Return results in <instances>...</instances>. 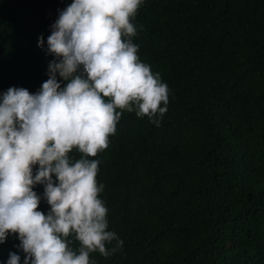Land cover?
Wrapping results in <instances>:
<instances>
[{"label":"trees","instance_id":"trees-1","mask_svg":"<svg viewBox=\"0 0 264 264\" xmlns=\"http://www.w3.org/2000/svg\"><path fill=\"white\" fill-rule=\"evenodd\" d=\"M61 5L0 0V19L22 7L21 19L0 23V96L12 86L36 93L48 79L54 57L46 54L47 37ZM131 22L141 62L168 85L167 112L157 126L123 111L108 147L87 158L99 161L107 214L128 234L147 224L149 237L107 258L90 253V261L194 264L184 250L169 256L167 230L174 209L203 201L214 262L227 263L229 254L239 264H264V0H142ZM70 156L83 154L73 149ZM34 191L42 194L43 185ZM49 207L42 199L39 210ZM19 243L13 234L0 244V264L10 251L23 264Z\"/></svg>","mask_w":264,"mask_h":264},{"label":"clouds","instance_id":"clouds-1","mask_svg":"<svg viewBox=\"0 0 264 264\" xmlns=\"http://www.w3.org/2000/svg\"><path fill=\"white\" fill-rule=\"evenodd\" d=\"M141 2L62 0L47 37L46 54L54 57L48 79L36 93L12 86L0 96V244L18 234L23 264H95L90 253L107 258L148 240L147 224L128 234L107 214L99 198L104 185L96 179L99 161L87 158L108 147L123 111L157 126L167 112L168 85L141 62L131 39ZM19 7L0 23L10 15L21 19ZM44 44L41 34L38 46ZM73 149L83 157L74 160ZM37 185L42 194L34 191ZM42 199L47 213L39 210ZM207 224L203 201L174 209L169 256L177 259L184 250L194 264H216ZM73 236L78 250L70 247ZM226 261L239 264L229 254ZM6 264H21V256L10 251Z\"/></svg>","mask_w":264,"mask_h":264}]
</instances>
